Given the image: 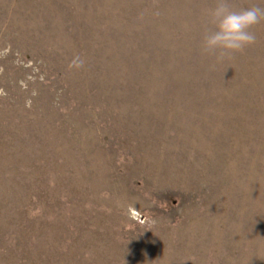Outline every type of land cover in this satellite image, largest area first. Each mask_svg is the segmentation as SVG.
<instances>
[{"label": "rangeland", "instance_id": "obj_1", "mask_svg": "<svg viewBox=\"0 0 264 264\" xmlns=\"http://www.w3.org/2000/svg\"><path fill=\"white\" fill-rule=\"evenodd\" d=\"M213 4L0 0V264H264V21L216 63Z\"/></svg>", "mask_w": 264, "mask_h": 264}, {"label": "clouds", "instance_id": "obj_2", "mask_svg": "<svg viewBox=\"0 0 264 264\" xmlns=\"http://www.w3.org/2000/svg\"><path fill=\"white\" fill-rule=\"evenodd\" d=\"M204 16L206 29L200 53L216 63H222L255 44L256 36L252 29L264 21V7L236 9L231 0H214ZM154 224L155 221L149 222L146 230H151Z\"/></svg>", "mask_w": 264, "mask_h": 264}]
</instances>
